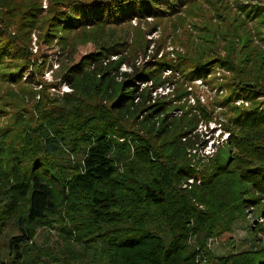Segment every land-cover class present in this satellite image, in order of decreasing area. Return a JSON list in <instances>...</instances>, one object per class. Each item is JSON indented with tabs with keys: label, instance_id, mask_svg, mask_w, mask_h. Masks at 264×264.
Segmentation results:
<instances>
[{
	"label": "trees",
	"instance_id": "16d2710c",
	"mask_svg": "<svg viewBox=\"0 0 264 264\" xmlns=\"http://www.w3.org/2000/svg\"><path fill=\"white\" fill-rule=\"evenodd\" d=\"M43 1L0 0V264L212 260L209 238L232 233L250 207L264 214V48L252 33H261L264 9L238 0H45V8ZM181 17L201 24L192 25L199 36L175 66L164 59L137 66L150 41L138 30L129 41L116 36L133 20ZM33 34L37 45L65 56L95 48L64 70L70 92L58 100L46 84L36 100L33 73L22 80L41 68ZM121 64L130 72L119 73ZM164 68L189 82L228 72L226 95L215 103L223 120L199 101L192 112L183 89L174 88L172 100L153 97L169 82ZM172 101L181 110L175 117ZM210 122L229 138L200 157L207 142L198 127L209 130ZM256 223L250 232L264 236V223ZM43 229L56 231V249L34 242ZM260 244L217 262L264 264Z\"/></svg>",
	"mask_w": 264,
	"mask_h": 264
},
{
	"label": "rangeland",
	"instance_id": "374dc122",
	"mask_svg": "<svg viewBox=\"0 0 264 264\" xmlns=\"http://www.w3.org/2000/svg\"><path fill=\"white\" fill-rule=\"evenodd\" d=\"M95 1H107V0H95ZM233 1V0H230ZM240 3L249 4L251 6L260 7L264 9V0H238ZM46 7V1H43V8ZM184 20V21H183ZM262 26L258 29L261 33H254V44L259 48H264V13L262 18ZM199 26L201 20H191V19H172L170 21H162L156 24V22H151V19L148 18L146 22H137L136 20L131 21V24L125 28L116 29V36H120L122 41L130 40L133 36V33L136 34L140 32L145 34L147 40L150 41L149 46L146 49L145 57L143 55L139 56L137 60V66L142 65L143 63L153 61V60H168L173 63V66L176 65L177 53L181 54L184 52V47L190 42L194 44L196 37L199 36L198 32L192 28V25ZM251 29H253L255 23L250 24ZM137 26V27H136ZM139 27V28H138ZM135 29V30H133ZM138 30V32H136ZM119 33V34H118ZM127 33V34H126ZM129 45H123L121 47L123 53L125 54L128 51ZM120 49V48H118ZM158 49V50H157ZM95 50L94 46L89 43L86 45H80L75 50H70V55L65 56V52H61L56 46L51 48L46 47L45 45H37L36 37L32 35V47L31 51L36 55L37 64L41 66L39 73H36L34 69L29 68L26 70V74L22 80H25L26 77L31 75L33 89L36 90L37 97L39 99V94L43 92L42 84L50 85L47 93L50 99L58 100L62 97L64 93L70 92V89L65 81L63 80V73L66 68H68L70 62L77 63L79 59L90 52ZM155 51H158L156 59H153L152 56L155 55ZM119 53V52H118ZM116 53L110 57L112 61H117L119 59V54ZM71 54H74L73 58ZM162 57V58H161ZM72 59V60H71ZM119 73L130 72V69L121 64L118 67ZM175 70V69H174ZM170 68H164L162 72V78H168L169 82L165 84L164 87L158 88L152 93V96H166L168 99H173V89L179 88L187 92V97L184 98V104L189 105L192 109V112L196 111V104L199 101V104L202 106H207L210 110L214 111V117L218 120H223L221 116L222 108H219L215 103L216 101L222 99L226 95V89L224 87L226 77H229L228 72L215 69L208 75L206 78H200L198 80H193L191 82L184 81L179 72H174ZM30 80V81H31ZM183 81V82H182ZM177 83V85H176ZM144 85H140L143 88ZM6 91L5 88L0 86V92ZM0 98H4V94L0 93ZM5 98H7L5 96ZM7 101V100H4ZM240 102L235 103L239 105ZM170 106H176L173 110L170 111V114L175 117L180 114L181 110L178 107L177 101H172ZM246 106V105H245ZM25 114V113H24ZM5 121H1L0 124H4ZM209 130H205L204 125L198 127V131L202 132L207 142L205 148L198 147L197 154L198 156H211L218 147L229 138L228 134L223 132L219 124L215 122H210L207 124ZM212 131V133L210 132ZM130 137H128L129 139ZM130 142V143H129ZM130 145V157L133 156V146L131 141L128 140ZM201 149V150H200ZM191 182V181H189ZM198 183V182H197ZM263 211H264V199L262 201ZM255 208L250 207L246 210L245 221L238 220L235 225L232 226V233L223 234L222 236L209 238L206 242V248L209 251L211 256L208 260L203 256L201 264H218V260L224 258L230 254L234 253H243L248 251H254L261 247L260 242L264 245V236L259 233L257 237L253 236V233L250 232L251 227L259 223H264V214L255 215ZM7 234L18 235L19 232L11 230L9 227L6 229ZM34 242L37 246H48L52 249H56L58 244L56 231L55 230H38L34 238ZM4 247V246H3Z\"/></svg>",
	"mask_w": 264,
	"mask_h": 264
},
{
	"label": "built area",
	"instance_id": "2783aa9c",
	"mask_svg": "<svg viewBox=\"0 0 264 264\" xmlns=\"http://www.w3.org/2000/svg\"><path fill=\"white\" fill-rule=\"evenodd\" d=\"M246 105V104H245Z\"/></svg>",
	"mask_w": 264,
	"mask_h": 264
}]
</instances>
